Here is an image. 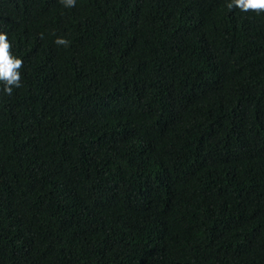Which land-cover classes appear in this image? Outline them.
I'll list each match as a JSON object with an SVG mask.
<instances>
[{
	"label": "trees",
	"instance_id": "obj_1",
	"mask_svg": "<svg viewBox=\"0 0 264 264\" xmlns=\"http://www.w3.org/2000/svg\"><path fill=\"white\" fill-rule=\"evenodd\" d=\"M229 2L0 0V264H264V13Z\"/></svg>",
	"mask_w": 264,
	"mask_h": 264
},
{
	"label": "clouds",
	"instance_id": "obj_2",
	"mask_svg": "<svg viewBox=\"0 0 264 264\" xmlns=\"http://www.w3.org/2000/svg\"><path fill=\"white\" fill-rule=\"evenodd\" d=\"M61 3L66 8L75 7L76 0H61ZM226 7L231 10L238 8L242 12L264 13V0H230ZM54 43L58 46L68 47L69 41L63 37H58ZM12 44L9 42L8 35L5 32H0V84L3 88L0 89L4 94L11 96L15 88L21 87L20 70L23 67V60L15 57L12 52ZM103 50L110 54L116 53L113 47L105 45ZM87 59L88 49H86ZM122 124L113 123L102 127V130L96 134L92 145L99 146L100 151H92L94 154H99L104 160L113 158L111 161L119 160L118 156H114L113 148L118 144L121 137L120 126ZM148 149V148H147ZM154 150V149H153ZM67 151L68 147H67ZM155 151V150H154ZM157 153V151H155ZM151 153L148 165L140 171L141 174L149 175L153 173L154 166L158 162L156 157ZM159 168L161 165L158 163Z\"/></svg>",
	"mask_w": 264,
	"mask_h": 264
}]
</instances>
